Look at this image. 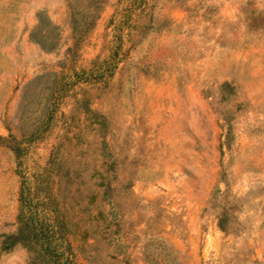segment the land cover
<instances>
[{
	"label": "rangeland",
	"instance_id": "1",
	"mask_svg": "<svg viewBox=\"0 0 264 264\" xmlns=\"http://www.w3.org/2000/svg\"><path fill=\"white\" fill-rule=\"evenodd\" d=\"M21 213L75 264H264V0H0V264H47Z\"/></svg>",
	"mask_w": 264,
	"mask_h": 264
},
{
	"label": "trees",
	"instance_id": "2",
	"mask_svg": "<svg viewBox=\"0 0 264 264\" xmlns=\"http://www.w3.org/2000/svg\"><path fill=\"white\" fill-rule=\"evenodd\" d=\"M21 195L23 199V190ZM29 219L32 220L30 221ZM19 221V232L16 235L10 237L11 241L6 246H12L18 241H23L28 245H32L33 243L38 244L41 240L40 249H44V253L48 256L47 264H75L73 259L68 255L63 259V255L65 253L64 251L59 253L55 248L51 247V240L55 233L53 229L45 228L42 222L34 221L33 217L29 218V216L27 217L23 213L20 214ZM223 222V217H220V227L225 230ZM66 250L67 252H70V247H67ZM29 264H36V259L32 258Z\"/></svg>",
	"mask_w": 264,
	"mask_h": 264
}]
</instances>
